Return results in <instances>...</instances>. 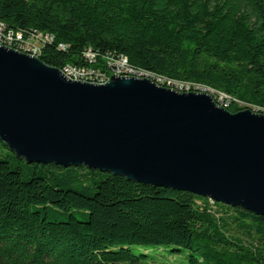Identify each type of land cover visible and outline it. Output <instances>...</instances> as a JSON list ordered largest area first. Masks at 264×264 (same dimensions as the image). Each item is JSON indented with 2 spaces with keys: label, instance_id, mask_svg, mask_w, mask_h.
<instances>
[{
  "label": "trees",
  "instance_id": "16d2710c",
  "mask_svg": "<svg viewBox=\"0 0 264 264\" xmlns=\"http://www.w3.org/2000/svg\"><path fill=\"white\" fill-rule=\"evenodd\" d=\"M0 21L49 35L39 58L50 66L100 78L123 56L162 86L199 84L229 95L230 112H264V0H0ZM172 258L264 264V215L86 166L27 162L0 141V264Z\"/></svg>",
  "mask_w": 264,
  "mask_h": 264
},
{
  "label": "water",
  "instance_id": "95a60500",
  "mask_svg": "<svg viewBox=\"0 0 264 264\" xmlns=\"http://www.w3.org/2000/svg\"><path fill=\"white\" fill-rule=\"evenodd\" d=\"M0 141L27 162L86 166L264 215V113L146 76L72 80L0 44Z\"/></svg>",
  "mask_w": 264,
  "mask_h": 264
},
{
  "label": "built area",
  "instance_id": "2783aa9c",
  "mask_svg": "<svg viewBox=\"0 0 264 264\" xmlns=\"http://www.w3.org/2000/svg\"><path fill=\"white\" fill-rule=\"evenodd\" d=\"M52 38L49 35L42 34V33H32L30 35H25L21 31H13L11 29H7L5 24L0 21V44L11 47L15 50L20 52H24L33 56L39 57L44 43L47 41H51ZM61 47H63L61 45ZM85 57L89 61H94L95 54L90 49H87L85 52ZM112 63V60H111ZM113 72L110 76L100 77L98 78V72L85 68V67H76L73 65L66 64L63 68H60L62 72L72 80H80V81H87L92 83H103L110 79L112 75H119V76H146L150 79L154 80L159 84L158 81H162L166 79L161 76H156L153 74H148L142 71H138L130 67L127 63V59L123 56L117 57L113 60ZM168 85L172 83L176 88H173L178 91L182 92H189V91H205L208 92L218 99V104L222 105L223 102H228L231 97L223 92H216L208 87L194 84L190 82H172L167 81ZM161 85V84H160ZM170 87V86H168ZM211 91V92H210ZM223 106V105H222ZM264 113V112H263ZM212 201V200H211Z\"/></svg>",
  "mask_w": 264,
  "mask_h": 264
},
{
  "label": "rangeland",
  "instance_id": "374dc122",
  "mask_svg": "<svg viewBox=\"0 0 264 264\" xmlns=\"http://www.w3.org/2000/svg\"><path fill=\"white\" fill-rule=\"evenodd\" d=\"M209 92V91H208ZM211 92V91H210ZM244 108H249L248 106H245ZM251 110H254L255 112H261L258 108H256V107H252V109ZM263 113V112H262ZM172 261L174 262V263H177V264H180V258H178V259H176L175 261L173 260V258H172ZM151 264H159V263H157V262H153V263H151Z\"/></svg>",
  "mask_w": 264,
  "mask_h": 264
}]
</instances>
